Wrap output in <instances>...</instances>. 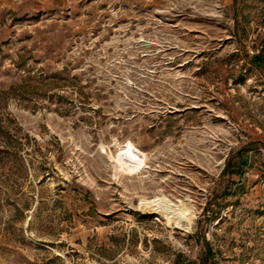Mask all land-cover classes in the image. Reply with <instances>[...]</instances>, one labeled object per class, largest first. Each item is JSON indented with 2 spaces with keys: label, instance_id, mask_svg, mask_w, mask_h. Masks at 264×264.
I'll use <instances>...</instances> for the list:
<instances>
[{
  "label": "rangeland",
  "instance_id": "obj_1",
  "mask_svg": "<svg viewBox=\"0 0 264 264\" xmlns=\"http://www.w3.org/2000/svg\"><path fill=\"white\" fill-rule=\"evenodd\" d=\"M0 264H264V0H0Z\"/></svg>",
  "mask_w": 264,
  "mask_h": 264
},
{
  "label": "bare ground",
  "instance_id": "obj_2",
  "mask_svg": "<svg viewBox=\"0 0 264 264\" xmlns=\"http://www.w3.org/2000/svg\"><path fill=\"white\" fill-rule=\"evenodd\" d=\"M120 156L126 167L129 168L136 166L141 160V156L129 147L124 148ZM139 206L145 210H158L164 217L167 225H179L186 230H189L191 227L193 212L188 202L181 201L178 204H174L164 195L157 196L153 199L142 196L139 201Z\"/></svg>",
  "mask_w": 264,
  "mask_h": 264
}]
</instances>
